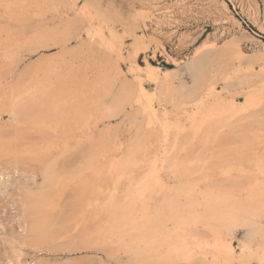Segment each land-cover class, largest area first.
Returning a JSON list of instances; mask_svg holds the SVG:
<instances>
[{"label":"rangeland","instance_id":"374dc122","mask_svg":"<svg viewBox=\"0 0 264 264\" xmlns=\"http://www.w3.org/2000/svg\"><path fill=\"white\" fill-rule=\"evenodd\" d=\"M54 26L66 29L65 41L27 39ZM87 29H99L114 50L95 43L74 56L88 38ZM226 47L223 63L230 74L245 72L246 57L264 54V0H0V78L5 89L10 70L38 59L54 62L55 70H78L83 62L109 60L121 78L132 79L131 73L139 69L142 85L155 91L149 73L167 71L178 83L185 62L195 53L208 50L212 55ZM262 66L255 64L252 71ZM214 75L212 67L210 76ZM229 87L218 80L212 92L237 104L245 100L244 91ZM159 102L153 104L159 110H172ZM4 103L0 121L8 122ZM124 118L125 114L96 128L87 125L83 133L88 143L82 146L74 145L78 138L63 147L62 137L48 131L19 129L22 146L49 145V151L42 160L32 152H0V264H261V258L264 264V197H250L249 192L262 187L264 175L254 173L249 163L243 164L245 177L217 175L210 182L174 177L157 163L153 166L162 180L159 186L150 175L151 159L158 152L154 146L136 165L119 164L115 180L104 181L98 200L87 197L82 205L73 194L72 174L89 164L92 140L101 143L103 161H123L132 134ZM261 155L264 160V150ZM206 189L235 197L213 202ZM40 192L49 195L30 197ZM237 203L244 211L223 221ZM191 218L189 224H181V219ZM242 218L254 227L243 226ZM178 235L189 237L187 259L169 252ZM196 240L202 243L200 249L194 247ZM216 241L224 247L215 248Z\"/></svg>","mask_w":264,"mask_h":264},{"label":"bare ground","instance_id":"6f19581e","mask_svg":"<svg viewBox=\"0 0 264 264\" xmlns=\"http://www.w3.org/2000/svg\"><path fill=\"white\" fill-rule=\"evenodd\" d=\"M67 34L66 29L54 26L27 39L34 43L56 38L65 41ZM86 35L87 40L81 42L80 50L75 51L74 56H78L81 51L90 50L95 43H100L107 50H114L99 29H87ZM227 49L229 48L212 55H209L211 51L208 50L200 55L195 53L193 58L185 62L178 83H174V76L167 71L163 75L149 73L148 78L155 84V91H148L142 85L139 69L131 73L132 79L128 76L121 78L119 70L114 69L109 60L83 62L78 70L70 67L55 70L56 65L52 61H29L19 69L8 72L10 79L7 89L0 78V108L4 110L6 100L10 115L8 122L0 121V152H32L37 159L42 160L43 153L49 151V145H39L37 148L22 146L23 135L19 133L20 128L48 131L62 137L63 147L70 145L69 140L78 138L74 145L82 146L88 143L83 133L87 125L96 128L99 123L125 114V125L132 134L128 154L123 161H103L101 143L92 140L89 164L72 174L73 194L80 197L82 205L87 197L98 200L96 198L104 191V181L115 180L119 164L124 162L136 165L144 159L148 148L154 146L158 152L151 159L152 166L160 163L177 178L189 177L210 182L219 175L236 180V177L247 175L243 166L247 163L253 166L254 173L264 175V160L261 155L264 150V66L259 71H252L255 64L264 63V54L259 51L246 57L243 62L245 72L240 74L238 69L230 74V67L223 63ZM211 66L215 70L214 76H210ZM218 80L224 82L225 87H239L244 91L245 100L237 104L213 93V84ZM155 100L159 104V101H164L172 110L165 107L159 110L153 105ZM128 108L132 109L126 113ZM151 168V177L157 179L155 183L161 186L162 180L158 178L156 167ZM178 189L183 191L182 187ZM206 191V197H212L213 202L235 197L233 193L219 190ZM250 191V197H264V184L261 188H252ZM108 192H112L111 189ZM45 194L40 192L30 197L38 198ZM73 201L74 199L71 203ZM89 206L90 203L84 208L88 209ZM243 211L242 205H232L223 221L233 220ZM181 221L182 225H187L193 218ZM242 221L243 226L250 230L254 227L252 222H244V218ZM188 238L186 235H178V243L170 248V254L189 258L190 250L186 245ZM201 244L196 240L194 247L200 249ZM223 245L222 241H216L214 247L222 249ZM169 256L166 255L167 258ZM262 260L259 259L261 264Z\"/></svg>","mask_w":264,"mask_h":264}]
</instances>
